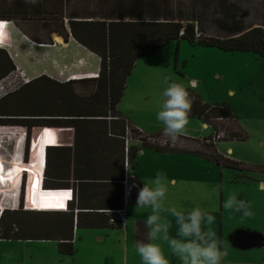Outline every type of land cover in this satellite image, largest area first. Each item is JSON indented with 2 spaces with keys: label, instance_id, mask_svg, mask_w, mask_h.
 I'll list each match as a JSON object with an SVG mask.
<instances>
[{
  "label": "rangeland",
  "instance_id": "rangeland-1",
  "mask_svg": "<svg viewBox=\"0 0 264 264\" xmlns=\"http://www.w3.org/2000/svg\"><path fill=\"white\" fill-rule=\"evenodd\" d=\"M2 1L4 2V0ZM177 1L184 3V5L189 2L188 0ZM232 1L239 7L238 11L241 15L246 13L245 19H243L246 22L252 23L262 20L264 0ZM209 9L211 10V8ZM218 16L221 17V15ZM48 17H51L49 13L45 15V18ZM206 22L205 27L208 31H204L201 34L202 36L215 37L227 33L226 31H220L213 20H207ZM50 34L49 31H34L31 38L36 42L51 44ZM28 40L30 39L23 38L17 32L13 35V43L17 44L20 49L18 51L20 58L17 60L19 66L13 62L8 52L3 50L9 62L6 65L7 67L0 70V79L11 72L16 73V67H19L20 72L29 81L26 84H23L21 80L17 81L16 87L19 88L0 99V121H13L12 123H16L14 121H26L32 124V127L25 128L15 124H0V129L24 132V138L25 136L26 138L23 140V148L21 147V159L29 162H32L36 156L42 157V161H44L46 145L44 128L47 130V159L49 162L47 174L50 179L47 186L52 188L55 186H51V183H59L54 181V179H57L58 173L63 174V176L65 174L70 176L73 170L74 138L76 135L74 128L51 124V121H58L60 118L51 114H57L56 111L58 113L68 111V109L61 107L62 96L66 94L65 90L59 92L53 89L56 88L55 83L77 80H68V78L71 77L73 72L80 69L73 65L76 63L75 56L68 55V51L65 50L61 54L59 52L51 53V48L44 50L29 43ZM80 62L84 63L83 61ZM85 62L88 65L85 64L81 70H84L85 67L93 69L97 67V69L95 68V77H97L100 70V58L96 55L93 60H86ZM7 68L9 70L5 72ZM41 76L42 81L33 82L32 86L25 87V85L32 83V80ZM166 77L169 79V83L179 82L185 85L190 80H197L199 86L194 91L205 102L228 104L235 111L239 123L246 131L247 139L245 141L218 140L216 142L217 149L222 153H227L231 149L230 156L241 160L248 167L264 166V58L258 57L252 52H227L217 47L193 45L187 40L168 42L159 48L155 54L140 57L128 76L127 92L117 108L124 117L136 118L141 122L142 129L152 136L163 129V125L156 119V114L160 109L162 93L167 87L164 82ZM46 88L49 89L46 90ZM95 88V84L84 85L75 82L73 85L74 91L83 97H86ZM52 100L56 102H52ZM219 122L223 127L230 124L225 119ZM127 124L131 125L130 123ZM46 126L48 127L46 128ZM211 132V128H204L197 118H189L185 134L193 139L180 137L177 142L179 147H175L177 150L175 152H163L167 153L166 156L164 154L156 156V154H153L154 152H151L156 150L143 146V151L150 154L141 157V166L143 167L141 169L147 171L151 178L155 177L158 172L167 177L169 190L165 201L166 208L176 205L190 210L193 206L199 204L203 210L214 215L213 208H216L218 203L219 218L215 219L211 227L220 241L222 182L224 184V201L229 197V194L236 195V197L242 195H239L237 191L230 192V182L234 180L235 173L238 170L221 165H216L217 168H213V161L205 155L199 154H208V150H212L213 146L203 140ZM1 139V157L5 166L10 167L14 152V135H3ZM184 143L186 144L183 145ZM195 151L199 153H195ZM196 156L202 157V159ZM129 168L133 173L131 164ZM222 172L224 174L223 178L221 176ZM239 172H242L245 177L256 178L257 184L259 181L257 179L264 177L260 176L261 171L256 169L241 170ZM25 178L23 177V192L21 190L20 193L15 188L9 191L7 183L3 186L0 184V203L6 206L4 210L10 212L6 221H13L27 227L30 234H41L42 229L51 234V226L62 221L59 215L36 211L29 214L13 213L23 208L22 196L24 194L22 193H24ZM171 179H175L176 184L172 183ZM217 186H219V190L213 191ZM17 200L21 202L19 207L14 210L11 209L10 207H14L12 206L14 203L17 204ZM96 203L99 204L98 201ZM45 209H51V201L45 202ZM126 209H129L126 213L129 220L134 216H141L146 220L147 216L151 214V209L137 208L136 203L129 202ZM228 211H230V215L233 214V210L224 209L223 231L225 235L230 230V221L227 220ZM161 217L163 221L170 223L169 235L175 237L177 232L175 218L168 212H162ZM234 219L233 217L232 221ZM123 226L118 228L75 229V253L73 255L61 254L58 250L57 241L51 239H0V264H142L136 251L133 227L130 225V227L124 228ZM39 228L41 229L36 231ZM157 242L162 244L169 264H181V261L172 255L166 243ZM229 246L230 244L225 239L224 248L230 251L221 260V264L253 260V253L257 251L254 248L239 250Z\"/></svg>",
  "mask_w": 264,
  "mask_h": 264
},
{
  "label": "trees",
  "instance_id": "trees-1",
  "mask_svg": "<svg viewBox=\"0 0 264 264\" xmlns=\"http://www.w3.org/2000/svg\"><path fill=\"white\" fill-rule=\"evenodd\" d=\"M134 1L135 4L133 3L131 6L138 8L140 11L137 12L142 13L141 9L143 10L145 4L142 3V0ZM213 1H215L213 2V22L216 23L220 31L227 32L225 35L219 34L215 37L200 35L197 37L196 29L200 34L204 31H200V24L198 22V25H196V20L180 18H165L163 20L154 18L145 20L140 13H132L131 16L134 17L131 20L125 21L121 19L108 23L98 22L95 26L94 24H90L91 26L86 28L85 31H76L73 25L71 27L72 31H69V33L66 31L60 33L65 41L68 40L69 34H71L77 42L100 58V70L97 77L79 78L75 81L55 83L57 89L55 87L54 89L52 88L59 92L65 90L66 94L62 96L61 107L68 109V111L59 113L56 111L55 113L57 114H51L52 116L60 117L59 120L57 119L58 121H51V124L74 128L76 134L74 138L75 148L73 150L74 166L70 174L74 180L72 186L76 191V200L71 202L68 208L65 205L63 209H45L46 201L62 199L59 195L60 190L64 189L47 186V182L50 179L47 174L49 162L47 159L48 135L46 130L44 187L41 190V208L35 211L59 215L62 221L51 226V234L46 233L42 229L41 234L34 235L28 232L27 227L13 221H6L7 215L10 212L3 210L0 213V239H51L57 241L58 250L61 254L73 255L75 253V228L119 227V225L109 223V214L105 210L118 208L122 205L121 180L124 177L125 161L123 136L125 135L126 126L129 125L127 124L129 122L117 107L124 96L127 78L135 66L136 61L140 57L155 54L159 48L168 42H179L180 40H187L193 45L217 47L227 52H252L258 54L260 57H264V24L261 27L244 31L246 22L243 19H245V15L239 13V7L236 6L235 2L228 4L227 0ZM218 15H221V17ZM10 17L14 18L12 16ZM262 19L264 23V15ZM3 50L6 49H0V70L7 67L6 65L9 62ZM8 70L9 68L5 69V72ZM42 80L43 78L41 76L32 80V83L25 85V87L32 86L34 83ZM75 82L84 85L95 84L96 88L86 97H83L74 91L73 85ZM48 89L46 88V90ZM188 90L192 96H195L189 118H197L203 123H207L212 130L211 134L203 139L207 144L213 146L212 150L209 151L207 149L208 154L196 151L195 153L205 155L218 165L226 166L234 170L256 169L264 172V166L254 168L244 166L243 163L219 153L215 148V143L218 140L245 141L247 139V133L239 123L235 111L226 103L215 104L205 102L194 89L189 88ZM20 92L22 93V90ZM52 102L56 101L52 100ZM56 106L58 107V105ZM224 119L230 123L229 125L226 124L224 126L225 128L219 122ZM53 120L55 119L53 118ZM12 122L0 121V124H15L24 126L25 128L32 127V124L26 121ZM33 126L39 127L38 125ZM223 131L224 135L217 137ZM161 134L162 132L155 136H160ZM140 145L152 148L158 152H175L177 150V147H170L168 145L160 146L146 141ZM138 150L139 147L137 146H131L129 148L128 160L131 165L134 163ZM42 160V157L36 156L31 163L42 164ZM57 176L56 178L59 179L63 174L58 173ZM21 190L23 192V183ZM98 194H101L100 196L103 200L102 202H98L99 204L87 202L85 199L84 201L81 200L84 196L90 199L93 195ZM137 194H134L131 202L136 203ZM23 202L24 200L22 204ZM65 209L67 210L65 211ZM19 212L25 214L32 213V211L23 208L13 213L17 214ZM40 229H36V231ZM147 232L148 228L146 223L144 221H138L137 233L135 235L136 242H147Z\"/></svg>",
  "mask_w": 264,
  "mask_h": 264
},
{
  "label": "crops",
  "instance_id": "crops-1",
  "mask_svg": "<svg viewBox=\"0 0 264 264\" xmlns=\"http://www.w3.org/2000/svg\"><path fill=\"white\" fill-rule=\"evenodd\" d=\"M188 1H189L188 4L184 5V3L177 0H142V3H144L145 6L143 10L141 9L142 13H140L137 12L140 11L138 8L131 6V4L133 3L135 4L134 0H38V2L35 4L28 3L26 2V0H4V2L0 0V21L6 22V26L4 27L3 30L5 31L3 48L7 50L13 62L17 66H19V64H17V60L18 58H20V55L18 54V51H20V49L17 44L13 43V35L15 34V32H17L18 34H21L23 38L31 39L32 42L36 43L34 45L38 47H39L38 44L45 45L44 47L40 46L39 48H43L44 50L51 48V53L59 52L61 54L63 53V51L65 52V50L68 51L69 53L68 55L75 56L76 63L73 65L76 66L77 69H80L76 72H73L71 76H74V78H93L96 75L95 70L97 69V67H95L96 69L85 67L84 70H81V68H84V65L86 64L85 62L86 60L91 61L94 58H96V55L90 52L83 45L78 43L71 36V34H69L68 40L65 41L60 33H62L63 31L69 33V31H72L71 27L73 25L76 31H85L86 28L91 26L90 24H94L95 26V24L98 22L108 23L111 21H117L121 19H124L125 21L131 20L134 17L131 16L132 13L133 14L140 13L145 20H151L154 18L160 20H163L165 18H175V19L180 18L186 20L192 19V20H196L195 22L196 25H198L197 23L199 22L201 27L200 31H208L205 25L207 24L206 22L207 20H213V0L211 1L188 0ZM227 2L228 4L234 3V1L232 0H227ZM208 7H210L211 10ZM262 11L264 15V10L262 9ZM48 13L51 15V17L45 18V15ZM10 16L14 18H11ZM12 19L13 21H11ZM263 24H264L263 19L259 22H252V23L246 22L244 31H248L255 27H261ZM34 31H49L51 33L50 34L51 44L44 42H36L32 40L31 36L33 35ZM57 38H60L61 41H58ZM256 55L260 57L258 54ZM80 61H83L84 63ZM86 65H88V63ZM127 83H126V89L124 95L127 92L126 91ZM125 118L132 126L138 127L140 129L143 128L141 122H139L136 118H128L126 116ZM201 123L204 128H211L207 123H203L202 121ZM158 133H160V131ZM185 137L193 139L191 136H187L186 134ZM185 144L186 143H184L183 145ZM131 145L139 147L136 158L134 160V163L131 165V168L137 181L140 183L141 187H143V181L151 177L148 175L147 171L144 170L142 171L143 167L141 166V159H142L141 157L149 156L150 153L147 154L146 151H143L144 150L142 149L143 146H141L139 143L133 142ZM215 148L217 149L216 143H215ZM217 151L223 155L229 156L231 159L235 161H239V162L241 161L239 159L232 158L230 156L229 153L231 149H229L227 153H222L218 149ZM151 152L152 153L154 152L153 154H156V156H162L163 154L164 156H166L165 154H167L158 151H151ZM138 156H140V158H138ZM171 156H176V155H171ZM198 158L202 159V157H198ZM216 165L218 164L213 162V168H217ZM244 166H246V164ZM242 172H239L238 170V172L235 173L234 180L230 182L231 183L230 192L237 191L239 195H242V196H237V199H242L248 202L251 206L250 210L252 211L253 215L251 217H243L241 213H237L233 210L232 215L235 219L232 221L233 217L232 215H230V211H228L227 220L230 221L231 227L229 225L230 230H228V233L226 235L224 234L223 231V222L225 216L224 208H223L224 184L222 182V197L220 203L221 247L222 250H226L227 253L230 251L229 249L224 248V240L226 239L230 244L229 246L230 248L233 249L237 248L239 250H249L254 248L255 250H257L255 253H253L254 254L252 256L253 260L231 262L229 264H262L264 263V191L260 190L259 183L260 181H264V177L261 179H257L259 180L257 184L255 180L256 178L251 176L245 177V175ZM259 175L264 176V172H260ZM221 176L223 178L224 176L223 172ZM54 181H57L59 183L56 184L51 183V186H55L52 188H64V189L73 187L72 184L74 182L73 177L71 175L66 176V174L59 179H54ZM171 182L176 184L175 179H171ZM100 195L101 194L93 195L92 198L87 199L85 198L86 196L85 194V196L81 200L84 201L85 199L87 202H97V201L102 202L103 200ZM228 196H231V194H229ZM131 203L135 204L134 202ZM61 205H63V207H61ZM65 205H66V201H64L63 199L51 201V209H55V210L63 209L65 208ZM128 211L129 209H126V213ZM213 212L215 219L219 218L218 203L216 208H213ZM126 220H128L127 227L128 226L130 227V225L133 227L134 239H135V235L137 233V222L138 221L145 222L146 220L141 218V216H134V218H131V220H129L127 214H126ZM75 229H79V228H75ZM87 229H102V228H87Z\"/></svg>",
  "mask_w": 264,
  "mask_h": 264
},
{
  "label": "clouds",
  "instance_id": "clouds-1",
  "mask_svg": "<svg viewBox=\"0 0 264 264\" xmlns=\"http://www.w3.org/2000/svg\"><path fill=\"white\" fill-rule=\"evenodd\" d=\"M26 2L35 4L38 0H26ZM0 24L4 26L5 21L0 22ZM3 30L4 27L2 32ZM164 82L167 87L162 93L160 109L156 114V119L163 125V136L175 145L180 137L185 135V130L189 123V115L195 101V96H192L188 89H196L199 86V82L190 80L187 85L179 82L169 83L167 77ZM127 170L131 173L128 168ZM9 172L10 169L6 170V173ZM6 183V181L1 180L0 184L3 186ZM21 187L22 177L18 183V193L21 192ZM42 187L43 178L40 184V188ZM259 188L264 191V181H260ZM168 190L169 181L160 172L155 177L144 180L143 187L139 188L136 200L137 208L151 209V214L147 216L145 221L148 228L147 242L137 241L136 243V251L141 258L142 264H169L162 244L157 241L166 243L172 255L177 257L181 264H221V260L227 255V251L222 250L221 242L217 239L216 233L211 227L215 222V216L211 212L203 210L199 204H196L190 210L176 205L166 208L165 201ZM218 190L219 186L213 189V191ZM20 203L17 200V204L14 203L13 206L17 208ZM28 206L30 205L24 203V208ZM223 208L241 213L243 217H251L253 215L250 210V204L245 200L237 199L235 195L229 196L224 201ZM107 210L110 211L109 209ZM2 211L0 210V213ZM162 212H168L175 218L177 226L175 237L169 235L171 225L162 220ZM127 222L128 220L124 221V228L127 227Z\"/></svg>",
  "mask_w": 264,
  "mask_h": 264
},
{
  "label": "built area",
  "instance_id": "built-area-1",
  "mask_svg": "<svg viewBox=\"0 0 264 264\" xmlns=\"http://www.w3.org/2000/svg\"><path fill=\"white\" fill-rule=\"evenodd\" d=\"M195 32L197 37L201 35L200 32L197 31V29ZM16 69H17L16 73L11 72L10 74L0 79V99L19 88L16 87L17 81L21 80L23 84L28 83L29 79L26 78V76L22 72H20L19 67H16ZM73 79H78V78H72V77L68 78V80H73ZM223 135L224 133L221 132L217 137ZM182 137H185V135ZM123 139H124L125 161H124V177L121 180L122 205L118 208L109 209L110 211L105 210L106 213L109 214V223L119 226L124 225V221L126 220L127 205L129 204V202H131L132 197L137 191H139L140 188L139 182L137 181L135 175L133 173H129V171L127 170V168L130 170L128 152H129V148L132 146L131 144L133 142L142 144L144 141H146L160 146H167V145L170 147L179 146V144L177 143L173 145L170 140H168L163 136V134L160 136H152L145 133L142 129L131 125L126 126L125 135L123 136ZM59 196H61V198L64 201H66V206H69L71 202L76 200V191L73 187L65 188L60 190Z\"/></svg>",
  "mask_w": 264,
  "mask_h": 264
},
{
  "label": "bare ground",
  "instance_id": "bare-ground-1",
  "mask_svg": "<svg viewBox=\"0 0 264 264\" xmlns=\"http://www.w3.org/2000/svg\"><path fill=\"white\" fill-rule=\"evenodd\" d=\"M6 26V22L4 24V27ZM4 33L5 31H3V35L0 36V47L3 48V40H4ZM6 39V38H5ZM58 41H61L60 38H57ZM31 44H36L35 42H32L31 40L29 41ZM39 47L40 46H45L44 44H38ZM96 76V75H95ZM72 78H74V76H71ZM1 126V125H0ZM44 133L46 135V129L44 128ZM7 134H11L14 135V152H13V156H12V163L10 165V167H6L4 161L2 160L1 157V143H2V139L0 140V183L1 180L2 181H6L7 184L9 185L8 190L11 191L15 188L16 190H18V183L20 181V178L22 177V183H23V177L25 178V174H26V178L24 179V195H23V199H24V203L30 205L27 208H23L26 210H30V211H35V210H39L41 208V204H40V199L42 196V188L38 187L41 184V179L43 178L44 180V166L45 163L43 165L41 164H37V163H31V162H27V161H22V156H21V147L23 144V140H24V132L23 131H16V132H12V131H8V130H4V129H0V138H2V136L7 135ZM8 138V137H7ZM46 138V137H45ZM4 143V142H3ZM44 160H45V155H44ZM45 162V161H43ZM10 169L9 173H6V170ZM22 189V187H21ZM13 197V195H12ZM39 199V200H38ZM26 201V202H25ZM39 203V205H38ZM2 205H0V210H4L5 209V205L3 203H0ZM4 205V206H3ZM13 206V205H12ZM11 209H16V207H10Z\"/></svg>",
  "mask_w": 264,
  "mask_h": 264
},
{
  "label": "snow or ice",
  "instance_id": "snow-or-ice-1",
  "mask_svg": "<svg viewBox=\"0 0 264 264\" xmlns=\"http://www.w3.org/2000/svg\"><path fill=\"white\" fill-rule=\"evenodd\" d=\"M3 27H4L3 24H0V36L3 35V32H2ZM61 207H63V205H61Z\"/></svg>",
  "mask_w": 264,
  "mask_h": 264
}]
</instances>
